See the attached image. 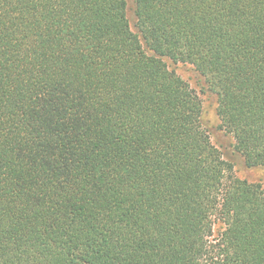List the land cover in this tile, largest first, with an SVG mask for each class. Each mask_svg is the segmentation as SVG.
Wrapping results in <instances>:
<instances>
[{"label":"trees","instance_id":"trees-1","mask_svg":"<svg viewBox=\"0 0 264 264\" xmlns=\"http://www.w3.org/2000/svg\"><path fill=\"white\" fill-rule=\"evenodd\" d=\"M132 8L0 0V264H264V188L169 64L264 166V0Z\"/></svg>","mask_w":264,"mask_h":264},{"label":"rangeland","instance_id":"rangeland-1","mask_svg":"<svg viewBox=\"0 0 264 264\" xmlns=\"http://www.w3.org/2000/svg\"><path fill=\"white\" fill-rule=\"evenodd\" d=\"M127 2L129 4V18L133 28H135L136 18L132 8L133 0H127ZM169 64L172 69L176 70L180 76L188 81L201 94L204 101L203 124L211 134L214 144L222 151L225 159L234 164L236 175L249 182L260 183L264 188V166L248 168L244 163L243 157L234 150L232 138L219 129L220 122L216 111L217 98L209 91H206L203 77L195 71L191 65L183 63L174 64L170 61ZM203 89H205V91H203ZM220 228L221 224L217 222L216 230Z\"/></svg>","mask_w":264,"mask_h":264}]
</instances>
